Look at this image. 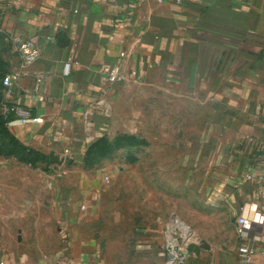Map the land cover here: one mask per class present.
Returning a JSON list of instances; mask_svg holds the SVG:
<instances>
[{
  "label": "crops",
  "instance_id": "obj_1",
  "mask_svg": "<svg viewBox=\"0 0 264 264\" xmlns=\"http://www.w3.org/2000/svg\"><path fill=\"white\" fill-rule=\"evenodd\" d=\"M9 2L12 8H7ZM115 4L107 0H0V30H19L34 38L41 50L38 60L15 79L10 102L29 108L38 120L6 125L17 142L38 155V160L23 163L48 166L51 172L64 163L52 162L50 154L54 153L70 157L69 164H80L114 130L122 135L140 131L141 104L152 98L136 95L133 88L186 86V95L199 108L191 115L209 119L200 134L214 136L202 146L206 160H199L200 155L191 160L198 169L188 182L197 185L200 201L215 200L217 215L236 219L229 235L213 229L194 238L192 230L186 232L195 243L206 240V246L198 254L187 252L185 262L246 264L237 252V223L245 216L249 220L246 238L257 248L247 264H264V220L256 219L264 215V195L256 178L247 179L264 161V153L257 149L264 143V0H186L181 5L115 0ZM123 50L126 55L121 57ZM17 57L11 73L21 63ZM118 63L124 80L111 84L108 72ZM132 70L142 78H133ZM45 174L33 181L29 175L0 179L3 199L15 203L0 208L1 214L10 216L0 225L19 232L17 244L0 250V264L97 263L94 255L73 251L72 241L63 244L60 230L64 227L71 234L79 208L72 198L62 207L56 175ZM36 182L37 204L30 206L31 184ZM119 195L117 207H103V221L108 247L117 241L124 258L127 224L144 230L139 225L149 219V210L143 206L148 197L136 192L134 206H128L129 193ZM46 201L52 206H46ZM128 215L138 216L128 222ZM59 221L64 224L58 227ZM116 230L118 238L112 237ZM176 230L174 222L168 224L167 242L170 247V238L176 241L177 236L175 246L182 254L186 245L183 233L178 235Z\"/></svg>",
  "mask_w": 264,
  "mask_h": 264
},
{
  "label": "rangeland",
  "instance_id": "obj_2",
  "mask_svg": "<svg viewBox=\"0 0 264 264\" xmlns=\"http://www.w3.org/2000/svg\"><path fill=\"white\" fill-rule=\"evenodd\" d=\"M17 55L0 30V179L12 180L29 175L33 181L46 175V172L56 175L61 194L60 205L65 207L67 199L72 198L79 208L71 234L64 227L60 230L63 244L72 241L73 251L81 256L94 255L98 258L95 264H166L170 250L166 231L171 222H174L178 235L183 233L185 238L183 224L192 229L194 238L197 233L201 235L213 229L223 235L230 234L236 216L217 215L215 200L207 198L200 201L197 198V185L188 182L192 171L198 169L191 160L198 159L199 155V160H206L204 154L207 152L202 146L208 139L213 140L214 136L200 134L209 119H197L191 115V111L199 108L186 95V86L175 85L171 89L133 88L132 92L136 95L152 98L150 102L141 104L143 120L140 131L122 135L114 130L96 150L86 156L84 162L73 165L64 162L60 167H52L49 172L48 166L23 163L35 157L38 160V155L16 141L2 118L3 79L18 64ZM156 95L162 97L156 98ZM31 185L30 206H34L37 204L33 196L37 182ZM126 192L131 197L128 206H134L136 192H143L148 197L143 199V206L149 210L146 215L149 219L140 223L139 226L144 227L141 231L135 230L133 223L127 224V247L123 258L117 241L111 242V247H108L103 207H117L119 193L125 196ZM14 205L12 199H3L0 194V208ZM45 205L52 206L51 201H46ZM155 212L162 215L156 217ZM137 216L128 215V222ZM9 217L0 213V224H6ZM61 224L64 223L57 222L58 227ZM18 235L17 229L0 225V250L4 246L17 244ZM112 235L118 238L119 231ZM135 238L139 240L136 245ZM174 238L179 243V238ZM176 241L170 238V246L174 248Z\"/></svg>",
  "mask_w": 264,
  "mask_h": 264
},
{
  "label": "built area",
  "instance_id": "obj_3",
  "mask_svg": "<svg viewBox=\"0 0 264 264\" xmlns=\"http://www.w3.org/2000/svg\"><path fill=\"white\" fill-rule=\"evenodd\" d=\"M140 2L145 1V0H139ZM157 3H165L167 1H171L175 4L181 5L183 4L186 0H152ZM107 2L110 5H116L115 0H107ZM7 8H12L13 4L11 2L6 4ZM75 12H78V10H74ZM4 39L7 41L13 51L17 53L20 56L21 63L19 67L14 70L11 74L5 76L3 79V100H4V112L3 114L5 115L7 119L6 125L12 124L13 122H36L38 119L32 117L31 110L23 105L17 104V103H10L13 93H14V82L15 79L19 78L33 63H35L38 58L41 55V50L34 38H29L27 37L23 32L17 30V31H12L9 33L4 32ZM126 55L125 51L120 52V56L124 57ZM131 75L135 79H141L142 75L137 71V70H132ZM42 76H39L37 81L38 83L41 82ZM124 80V75H123V68L120 63L115 64L112 66V68L108 72V81L111 84L118 83L120 81ZM10 114L12 116L9 118ZM16 117L14 119L13 117ZM259 151L264 153V143L259 145L257 147ZM264 156V154H263ZM256 178L257 181L261 184V192L264 195V161L260 167V169L256 173H250L247 174V179H254ZM108 180V178H107ZM256 219L258 221H263L264 220V215H257ZM249 224V220L245 216H241L238 219L237 223V233L240 238V243L238 245V257L239 260L242 263H251L253 261L254 256L257 253V248L253 246L252 244L249 243V241L246 238V226ZM183 238H185L183 236ZM185 240V239H184ZM177 252V256L174 255L173 251ZM262 257L264 260V251L262 252ZM182 262H185V256L182 257V254H180L176 250V246L174 249L170 246L169 250V256L168 259L166 260V264H181ZM214 264H221V263H214Z\"/></svg>",
  "mask_w": 264,
  "mask_h": 264
},
{
  "label": "water",
  "instance_id": "obj_4",
  "mask_svg": "<svg viewBox=\"0 0 264 264\" xmlns=\"http://www.w3.org/2000/svg\"><path fill=\"white\" fill-rule=\"evenodd\" d=\"M50 158L51 161L54 163H70L71 162V158L70 157H64V158H60L58 155L51 153L50 154ZM185 240V250L182 253V257H184L186 255L187 252H194V253H199L201 246H206V240H201L200 244L195 243L193 240H190L188 237L184 238ZM181 264H187L186 262H182Z\"/></svg>",
  "mask_w": 264,
  "mask_h": 264
},
{
  "label": "bare ground",
  "instance_id": "obj_5",
  "mask_svg": "<svg viewBox=\"0 0 264 264\" xmlns=\"http://www.w3.org/2000/svg\"><path fill=\"white\" fill-rule=\"evenodd\" d=\"M179 222V221H178ZM179 224H181V223H179ZM182 229L184 230V232H190L192 229H190L189 227H188V225H185V224H183L182 225ZM173 243V242H172ZM172 245H175V243H173ZM174 253V255L175 256H177V252L176 251H174L173 252Z\"/></svg>",
  "mask_w": 264,
  "mask_h": 264
},
{
  "label": "trees",
  "instance_id": "obj_6",
  "mask_svg": "<svg viewBox=\"0 0 264 264\" xmlns=\"http://www.w3.org/2000/svg\"><path fill=\"white\" fill-rule=\"evenodd\" d=\"M2 98H4V97H3V93H2ZM11 116H12V114H10L9 118H10ZM2 118H3V121H4L5 125H6V121H7L8 118H6L4 114H2Z\"/></svg>",
  "mask_w": 264,
  "mask_h": 264
}]
</instances>
